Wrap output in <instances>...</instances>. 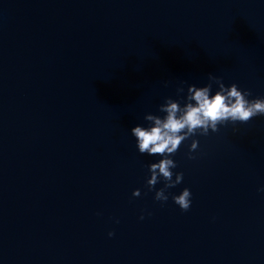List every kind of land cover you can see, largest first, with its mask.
Returning <instances> with one entry per match:
<instances>
[{
	"label": "water",
	"instance_id": "obj_1",
	"mask_svg": "<svg viewBox=\"0 0 264 264\" xmlns=\"http://www.w3.org/2000/svg\"><path fill=\"white\" fill-rule=\"evenodd\" d=\"M208 73L264 95V0H0V264H264V116L180 143L187 210L129 132Z\"/></svg>",
	"mask_w": 264,
	"mask_h": 264
},
{
	"label": "clouds",
	"instance_id": "obj_2",
	"mask_svg": "<svg viewBox=\"0 0 264 264\" xmlns=\"http://www.w3.org/2000/svg\"><path fill=\"white\" fill-rule=\"evenodd\" d=\"M176 93V98L163 97L157 105V112H145L143 123L134 124L129 132L137 152L157 157L147 164L148 174L144 181L149 190L162 181V186L155 189L153 199L164 202L171 196L181 210H187L192 203L188 187L181 188L178 193L166 191L183 178L181 171L173 172L176 161L172 157L180 143L192 137L185 156L195 158L193 150L198 148L195 134L207 135L209 130L216 132L218 125L225 122L235 124L254 116H264V95L252 96L249 89L240 88L235 82L225 84L220 76L212 73L207 74V82L202 85L188 83L186 88L178 86ZM257 191L264 192V185L258 186ZM139 194V188L132 189V196ZM144 215L141 211L138 218L143 219ZM107 235L112 236V231L109 230Z\"/></svg>",
	"mask_w": 264,
	"mask_h": 264
}]
</instances>
